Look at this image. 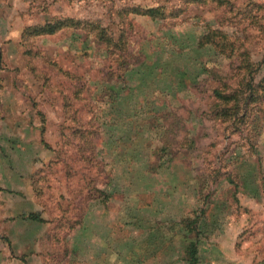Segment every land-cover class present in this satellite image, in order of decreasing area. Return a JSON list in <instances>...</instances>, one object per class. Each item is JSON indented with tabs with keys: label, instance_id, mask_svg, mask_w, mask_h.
Listing matches in <instances>:
<instances>
[{
	"label": "rangeland",
	"instance_id": "rangeland-1",
	"mask_svg": "<svg viewBox=\"0 0 264 264\" xmlns=\"http://www.w3.org/2000/svg\"><path fill=\"white\" fill-rule=\"evenodd\" d=\"M264 264V0H0V264Z\"/></svg>",
	"mask_w": 264,
	"mask_h": 264
},
{
	"label": "trees",
	"instance_id": "trees-1",
	"mask_svg": "<svg viewBox=\"0 0 264 264\" xmlns=\"http://www.w3.org/2000/svg\"><path fill=\"white\" fill-rule=\"evenodd\" d=\"M195 243L190 242L186 248V259L189 264H195L197 261Z\"/></svg>",
	"mask_w": 264,
	"mask_h": 264
}]
</instances>
